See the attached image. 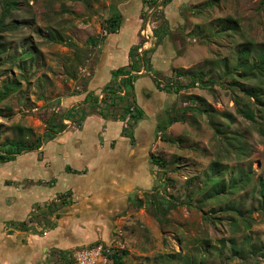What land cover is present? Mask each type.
I'll return each instance as SVG.
<instances>
[{
	"label": "rangeland",
	"instance_id": "obj_1",
	"mask_svg": "<svg viewBox=\"0 0 264 264\" xmlns=\"http://www.w3.org/2000/svg\"><path fill=\"white\" fill-rule=\"evenodd\" d=\"M123 1L15 0L0 25V91L14 88L0 102V146L47 140L43 134L59 115L54 109L79 91L83 71L100 50L94 39L105 34L107 19ZM165 2L168 12L157 21L148 58L155 87L179 89H164L174 96L159 110L160 120L178 121L167 130L146 125L145 140L149 155L166 166L154 168L151 190L124 201L103 227L107 239L99 241L127 252L126 264H264V202L258 194L264 119L255 98L246 102L257 122L241 116L231 90L233 81L258 84L224 75L236 70L244 49L248 64L264 51V1ZM196 77L202 80L190 86ZM142 153L136 157L147 159ZM58 259L52 255L47 263L60 264Z\"/></svg>",
	"mask_w": 264,
	"mask_h": 264
},
{
	"label": "crops",
	"instance_id": "obj_2",
	"mask_svg": "<svg viewBox=\"0 0 264 264\" xmlns=\"http://www.w3.org/2000/svg\"><path fill=\"white\" fill-rule=\"evenodd\" d=\"M130 2L124 0L118 7L122 25L103 40L90 76L79 82V91L60 99L62 108L82 105L86 117L77 121V127L62 128L56 115L40 149L0 162V264H49L52 255L94 244L100 237L106 240L103 227L124 201L154 186L156 166L149 155L145 126L156 128L163 123L159 110L174 95L155 87L153 71L137 75L132 92L144 114L129 130L124 128L122 107L116 115L104 117L89 112L86 103L111 85L118 69H131L132 55L141 44L145 1L129 8ZM164 9L167 13L163 4L157 20ZM151 51L144 53L147 58ZM138 151L148 153L147 159H138ZM143 162L150 175L140 165ZM22 223L27 234L15 230Z\"/></svg>",
	"mask_w": 264,
	"mask_h": 264
},
{
	"label": "trees",
	"instance_id": "obj_3",
	"mask_svg": "<svg viewBox=\"0 0 264 264\" xmlns=\"http://www.w3.org/2000/svg\"><path fill=\"white\" fill-rule=\"evenodd\" d=\"M146 3V0H144ZM264 1V0H263ZM167 2V1H166ZM164 2V4L166 3ZM15 0H5L4 1V8L3 12L0 18V25H2L5 20L10 16L12 9L15 7ZM165 7V5H164ZM122 15L121 13L117 10L114 12V14L107 19L106 26H105V31L106 35H101L99 37H96L94 39V44L95 46H99L102 44L103 40L105 37L110 34L116 32L120 26L122 25ZM136 50V48H135ZM134 50V51H135ZM249 49H244L241 53L242 55V60L239 61L237 64L236 70L232 73L225 72V76L230 77V79H234V76H238V78L242 81L246 82H252L256 81L258 86H253L251 83L249 84H240L237 81H233L231 84V90L233 91V99L235 106L237 107L238 113L246 118L249 121L252 122H257V116L254 112L253 109H251L250 102H246V99H252L255 98L257 100V104L261 107V112L258 118L264 119V51L260 54L258 60L252 61L250 64L247 63L246 56H247V51ZM135 53V52H134ZM132 53V54H134ZM133 62L130 65V70L121 68L118 69L114 74H113V81L111 82V85L106 86L102 91L106 92L108 97H111L110 99L113 100L111 103H107L106 108L104 109H97L96 108V101L95 97L92 99H88L86 103L89 104V112H96L99 115H102L104 117H110L116 115V109L121 108V107H116L115 108V102L116 105L122 106V109L124 111L123 114V121L128 122L127 127H124L126 130H129L133 127V125L140 120L143 117L144 111L143 109L138 105V103L134 100L133 96V82L134 79L137 77L131 74V70L139 71L142 67L146 69L147 72L151 70V62L150 59L147 58V56L144 54L143 57H139L138 54H135L134 56L132 55ZM126 76L124 79L121 81H118L119 76ZM201 81L202 78L200 77L199 79L196 77L193 79V83L190 86H194L195 84H198L197 82ZM235 80V79H234ZM120 87H125L127 91L126 97H120L119 95H116L115 91H117ZM169 89V90H174L178 91V87L175 86V84L172 85H166L163 89ZM12 92H14L13 87H4L3 90L0 91V102L3 101L8 95H10ZM242 93V97H240L237 93ZM194 103H199L203 102L202 99L199 97H194L192 99ZM125 104H127L125 106ZM134 106V111L131 112V118H127V114L130 111V107ZM206 111V110H205ZM86 110L82 108V105H79V108L77 110H69V111H63L59 113V117L61 119V127L66 128L67 125L63 123V119L68 118L71 119L72 122L76 125H78L77 121H82L86 117ZM178 119L174 117L168 118V121L166 124L164 122L161 124L158 122L157 124V129H164L167 130L170 125H172L174 122H177ZM54 125H50L48 130H51ZM56 128V127H55ZM170 142H174L173 139L169 140ZM44 144V140L42 138L36 139L33 143H23L19 141H14V140H9L4 143L3 146H0V162L4 161H9L14 158L15 155L24 153V152H31L34 150H38L42 147ZM151 162L154 166L156 167H161L165 168L166 163L163 159H161L159 156L152 155L151 156ZM258 194L262 201L264 202V180L260 179L258 183ZM26 223L20 224L19 228L20 229H15V230H20L19 232L28 233V229L23 227ZM22 228V229H21ZM97 243V242H96ZM94 243V244H96ZM91 244V245H94ZM88 245V246H91ZM114 252L109 255V258L111 259L112 264H126L125 263V257L127 256V252L125 251H119L115 248H112ZM71 251H64L60 252L58 254L60 264H72V261L69 259L68 255Z\"/></svg>",
	"mask_w": 264,
	"mask_h": 264
},
{
	"label": "built area",
	"instance_id": "obj_4",
	"mask_svg": "<svg viewBox=\"0 0 264 264\" xmlns=\"http://www.w3.org/2000/svg\"><path fill=\"white\" fill-rule=\"evenodd\" d=\"M165 0H146L145 8H144V15H143V25L140 31L141 35V44L139 49H137V54L139 57H143L144 53L146 51L152 50L156 45V36H155V30L157 27V19L161 16V9L162 5L164 4ZM106 35V31L105 34ZM100 46V45H99ZM86 74L83 75L85 77H89L88 71H83ZM146 72V69L142 67L139 71H136L132 75H141ZM126 76H119L118 81H121ZM127 89L125 87H120L117 91H115L116 95H119L120 97H126L127 95ZM111 97H108L107 93L104 91L99 92L95 96L96 101V108L97 109H104L107 106V103H111L113 100L110 99ZM117 102H115V108L116 107H122L121 105H116ZM112 104V103H111ZM88 106V104H87ZM79 108V104L76 106H72L70 108H62V106L56 107L54 110L56 112H63V111H69V110H77ZM134 111V106L130 107V111L127 114V118H131V112ZM63 123L67 125L68 127H77L76 124L72 122L71 119L65 118L63 119ZM128 122H125V127H127ZM114 250L112 247H109L108 245L104 244L102 241L97 242L94 245L91 246H85L82 248H77L72 250L68 257L72 261V264H112L111 259L109 258V255L112 254Z\"/></svg>",
	"mask_w": 264,
	"mask_h": 264
}]
</instances>
